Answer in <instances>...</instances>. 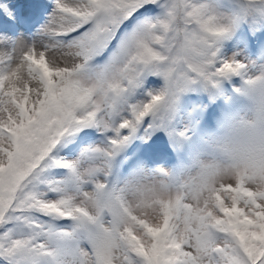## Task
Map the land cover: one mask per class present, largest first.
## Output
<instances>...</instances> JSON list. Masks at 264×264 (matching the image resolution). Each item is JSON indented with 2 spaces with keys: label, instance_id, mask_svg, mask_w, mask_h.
I'll return each instance as SVG.
<instances>
[{
  "label": "snow or ice",
  "instance_id": "1",
  "mask_svg": "<svg viewBox=\"0 0 264 264\" xmlns=\"http://www.w3.org/2000/svg\"><path fill=\"white\" fill-rule=\"evenodd\" d=\"M264 0H0V264H264Z\"/></svg>",
  "mask_w": 264,
  "mask_h": 264
},
{
  "label": "clouds",
  "instance_id": "2",
  "mask_svg": "<svg viewBox=\"0 0 264 264\" xmlns=\"http://www.w3.org/2000/svg\"><path fill=\"white\" fill-rule=\"evenodd\" d=\"M241 105L245 109L246 117L249 120H254L259 116L262 111H264V97L257 96L250 100H242Z\"/></svg>",
  "mask_w": 264,
  "mask_h": 264
}]
</instances>
